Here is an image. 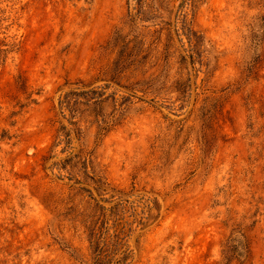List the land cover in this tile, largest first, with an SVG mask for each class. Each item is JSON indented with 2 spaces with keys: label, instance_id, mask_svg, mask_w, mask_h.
Masks as SVG:
<instances>
[{
  "label": "rangeland",
  "instance_id": "obj_1",
  "mask_svg": "<svg viewBox=\"0 0 264 264\" xmlns=\"http://www.w3.org/2000/svg\"><path fill=\"white\" fill-rule=\"evenodd\" d=\"M0 264H264V0H0Z\"/></svg>",
  "mask_w": 264,
  "mask_h": 264
}]
</instances>
